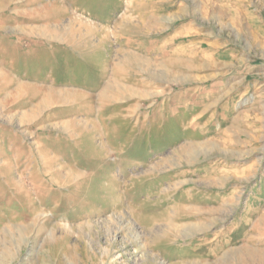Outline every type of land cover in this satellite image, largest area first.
Instances as JSON below:
<instances>
[{
  "label": "rangeland",
  "instance_id": "374dc122",
  "mask_svg": "<svg viewBox=\"0 0 264 264\" xmlns=\"http://www.w3.org/2000/svg\"><path fill=\"white\" fill-rule=\"evenodd\" d=\"M0 264H264V0H0Z\"/></svg>",
  "mask_w": 264,
  "mask_h": 264
},
{
  "label": "bare ground",
  "instance_id": "6f19581e",
  "mask_svg": "<svg viewBox=\"0 0 264 264\" xmlns=\"http://www.w3.org/2000/svg\"><path fill=\"white\" fill-rule=\"evenodd\" d=\"M195 147V146H194ZM206 149H208V148H206V146H204L203 148L202 147H197L196 149H193L192 150V152L191 153H189L188 154V157H189V161H193L195 158H196V156L197 155H200V154H202V155H208L209 154V152H207V150ZM214 150V149H213ZM210 151H212V150H210ZM189 152V151H188ZM184 154V153H183ZM184 155H186V154H184ZM183 155V156H184ZM187 156V155H186ZM195 156V157H194ZM191 161V162H192Z\"/></svg>",
  "mask_w": 264,
  "mask_h": 264
}]
</instances>
